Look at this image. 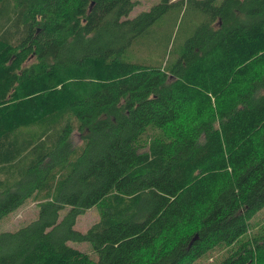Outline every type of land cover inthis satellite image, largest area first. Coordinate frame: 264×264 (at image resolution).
<instances>
[{
	"label": "trees",
	"instance_id": "obj_1",
	"mask_svg": "<svg viewBox=\"0 0 264 264\" xmlns=\"http://www.w3.org/2000/svg\"><path fill=\"white\" fill-rule=\"evenodd\" d=\"M133 6L0 0V221L38 208L0 234V264H210L221 249L219 264H264V233L247 237L264 207V0ZM173 8L164 59L137 62ZM127 181L140 187L110 189ZM84 242L97 261L70 245Z\"/></svg>",
	"mask_w": 264,
	"mask_h": 264
},
{
	"label": "rangeland",
	"instance_id": "obj_2",
	"mask_svg": "<svg viewBox=\"0 0 264 264\" xmlns=\"http://www.w3.org/2000/svg\"><path fill=\"white\" fill-rule=\"evenodd\" d=\"M161 0H134V6L129 14V19L136 17L139 14L144 12H148L153 6L160 3ZM192 16L194 13L192 12L190 16L186 19L187 21L192 20ZM177 10L175 8L171 9L167 14H165L161 19H159L160 28L157 30L156 33L153 35H149L144 37L141 42L145 45L139 49V47L135 48V51H138L136 61L146 65L156 66L158 65L163 59L165 55V43L167 40V35L170 31L175 27V34L177 36ZM185 24L182 25L181 30L184 29ZM185 31L181 32V36H184ZM164 33V36H162ZM139 40V39H138ZM182 41V40H181ZM153 129L151 126L148 127L143 139L147 138L145 141L146 144H149L152 139ZM126 158L122 156L118 151H115L111 155V162L113 163L112 172L114 174V178L118 179L124 176L123 174V166ZM135 187H140L139 185L135 184L134 182L127 181L120 185V189L115 186H111V190L114 191H123L125 193H132L135 191ZM97 200L90 202L89 204H85L83 207L85 212H83L76 220L74 225V229L76 231L85 233L87 230L98 220L97 210L94 205L96 204ZM75 204L74 201L69 202V207ZM38 215V208L35 207L34 204L27 202L23 207L17 209L16 211L10 213L6 217H4L0 221V234L3 232H13L18 230L21 226L33 221L36 219ZM250 232L248 233L247 237L251 238L253 235L258 237L264 233V207L256 212L253 217L250 219ZM71 246L74 248L81 250L91 256V258L95 261L98 260V255L92 252L91 247L88 243H70ZM221 250H215L213 255L208 253L204 257L201 258L203 263L207 261L210 264H219L227 255L226 250L221 252ZM214 258V259H212ZM213 262H212V261Z\"/></svg>",
	"mask_w": 264,
	"mask_h": 264
}]
</instances>
